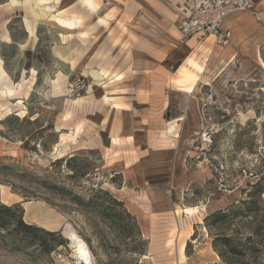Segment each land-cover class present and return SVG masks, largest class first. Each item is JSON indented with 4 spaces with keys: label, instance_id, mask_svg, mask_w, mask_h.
Segmentation results:
<instances>
[{
    "label": "rangeland",
    "instance_id": "374dc122",
    "mask_svg": "<svg viewBox=\"0 0 264 264\" xmlns=\"http://www.w3.org/2000/svg\"><path fill=\"white\" fill-rule=\"evenodd\" d=\"M180 15L178 0H0V202L31 225L11 216L0 264H81L65 223L95 264L220 262L213 235L253 229L261 249L241 258L264 264V192L255 217L202 229L264 185V24L235 11L180 41Z\"/></svg>",
    "mask_w": 264,
    "mask_h": 264
},
{
    "label": "trees",
    "instance_id": "16d2710c",
    "mask_svg": "<svg viewBox=\"0 0 264 264\" xmlns=\"http://www.w3.org/2000/svg\"><path fill=\"white\" fill-rule=\"evenodd\" d=\"M250 186L254 188V190L248 191V199H242L238 205L231 203L225 208H220L208 213L204 217V226L209 233L211 232L213 224L224 222V220L230 213L244 217L248 216L250 218L257 215V211L262 209L258 199H260L261 195L264 192V185L261 184L259 179ZM11 216L16 217V224L18 227L21 226L25 228H31V225L24 223V221L22 220L21 207L19 206V204L14 203L12 205H7L0 202V230L5 228L9 224V220L12 219ZM43 232L45 234L53 235L52 231L44 230ZM256 232L257 230L253 229L252 232L246 235L243 239L240 237H237L235 239V237L223 233L214 234L211 244L213 250L217 252L220 258V262H212L206 264H245L243 259L241 258L242 255H244L245 253L255 254L261 249L259 245L261 241L258 239V241L255 240L256 234L255 236L253 235ZM60 241H62V239ZM251 258L253 257L251 256Z\"/></svg>",
    "mask_w": 264,
    "mask_h": 264
},
{
    "label": "built area",
    "instance_id": "2783aa9c",
    "mask_svg": "<svg viewBox=\"0 0 264 264\" xmlns=\"http://www.w3.org/2000/svg\"><path fill=\"white\" fill-rule=\"evenodd\" d=\"M181 15L176 29L180 41L193 35H220L224 19L235 11H246L264 24V0H178Z\"/></svg>",
    "mask_w": 264,
    "mask_h": 264
},
{
    "label": "bare ground",
    "instance_id": "6f19581e",
    "mask_svg": "<svg viewBox=\"0 0 264 264\" xmlns=\"http://www.w3.org/2000/svg\"><path fill=\"white\" fill-rule=\"evenodd\" d=\"M4 39L6 41L9 40L8 38H4ZM5 112L8 114L9 109H7ZM202 229L204 231H206L205 227H203ZM63 234H64L63 237H65L69 242V247H71V249H72V255L77 260H79L81 264H95L93 255H92L88 245L86 244V242L82 238L79 237V235L70 226V224L65 223L64 229H63ZM77 260H76V262H77Z\"/></svg>",
    "mask_w": 264,
    "mask_h": 264
},
{
    "label": "crops",
    "instance_id": "0c3cea01",
    "mask_svg": "<svg viewBox=\"0 0 264 264\" xmlns=\"http://www.w3.org/2000/svg\"><path fill=\"white\" fill-rule=\"evenodd\" d=\"M1 66H2V63H1ZM2 68H3V67H2ZM104 99H105V100H108V98H107L106 96H104ZM115 105H116V104H115ZM111 140H112L113 143H116L117 141H119V139H118L117 137H112Z\"/></svg>",
    "mask_w": 264,
    "mask_h": 264
},
{
    "label": "water",
    "instance_id": "95a60500",
    "mask_svg": "<svg viewBox=\"0 0 264 264\" xmlns=\"http://www.w3.org/2000/svg\"><path fill=\"white\" fill-rule=\"evenodd\" d=\"M62 235L64 236V234L62 233ZM65 238V237H64Z\"/></svg>",
    "mask_w": 264,
    "mask_h": 264
}]
</instances>
